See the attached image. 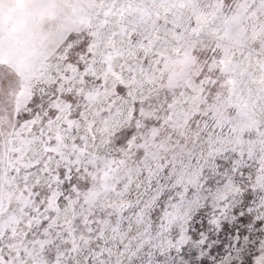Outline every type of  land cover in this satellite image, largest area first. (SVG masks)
Wrapping results in <instances>:
<instances>
[{
	"label": "snow or ice",
	"instance_id": "6c2138e0",
	"mask_svg": "<svg viewBox=\"0 0 264 264\" xmlns=\"http://www.w3.org/2000/svg\"><path fill=\"white\" fill-rule=\"evenodd\" d=\"M0 264H264V0H0Z\"/></svg>",
	"mask_w": 264,
	"mask_h": 264
}]
</instances>
